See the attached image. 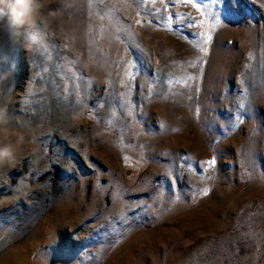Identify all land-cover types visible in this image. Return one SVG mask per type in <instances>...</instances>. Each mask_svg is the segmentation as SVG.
<instances>
[{
    "label": "rangeland",
    "instance_id": "374dc122",
    "mask_svg": "<svg viewBox=\"0 0 264 264\" xmlns=\"http://www.w3.org/2000/svg\"><path fill=\"white\" fill-rule=\"evenodd\" d=\"M42 5L0 17V264H264V0Z\"/></svg>",
    "mask_w": 264,
    "mask_h": 264
},
{
    "label": "clouds",
    "instance_id": "9594fccd",
    "mask_svg": "<svg viewBox=\"0 0 264 264\" xmlns=\"http://www.w3.org/2000/svg\"><path fill=\"white\" fill-rule=\"evenodd\" d=\"M42 6V0H0V17L7 14L15 25L30 26ZM25 140L23 132L10 126L6 114L0 116V166L16 164Z\"/></svg>",
    "mask_w": 264,
    "mask_h": 264
}]
</instances>
